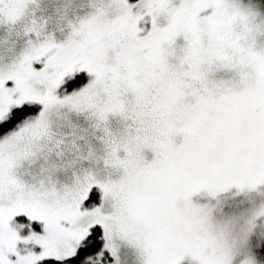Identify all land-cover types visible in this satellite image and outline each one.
<instances>
[{"label":"snow or ice","instance_id":"obj_1","mask_svg":"<svg viewBox=\"0 0 264 264\" xmlns=\"http://www.w3.org/2000/svg\"><path fill=\"white\" fill-rule=\"evenodd\" d=\"M0 264H264V0H0Z\"/></svg>","mask_w":264,"mask_h":264}]
</instances>
